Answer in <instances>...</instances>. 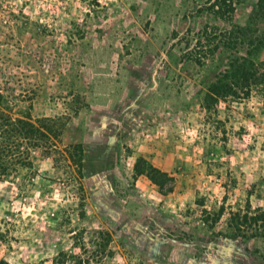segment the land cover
Masks as SVG:
<instances>
[{
  "label": "rangeland",
  "instance_id": "rangeland-1",
  "mask_svg": "<svg viewBox=\"0 0 264 264\" xmlns=\"http://www.w3.org/2000/svg\"><path fill=\"white\" fill-rule=\"evenodd\" d=\"M241 1L0 0V262L264 264V85L214 94L264 62Z\"/></svg>",
  "mask_w": 264,
  "mask_h": 264
},
{
  "label": "trees",
  "instance_id": "trees-1",
  "mask_svg": "<svg viewBox=\"0 0 264 264\" xmlns=\"http://www.w3.org/2000/svg\"><path fill=\"white\" fill-rule=\"evenodd\" d=\"M230 2L231 0H217V5H219L218 13L224 14L225 12H227V9L233 11V9H231ZM235 2L237 4H240L242 1L235 0ZM252 10L253 11L249 17L251 22L252 20L258 19L260 16H264V0H257L255 5H253ZM248 26L250 27L251 25H235L234 29L230 33H227L228 38L232 36L233 39H228L229 41L227 42L230 43L231 40H233L235 45H242V42L246 40L248 42V48L250 47L251 50L248 49V51L245 52V55L251 56L253 55V51L255 49L256 53H258L257 51H259V48H264V46L262 40L255 35L257 31L250 30ZM261 64H264V62L258 65L253 59H251V57H234L232 63L230 64L231 69L228 73H226V75H224V79L220 80L217 83L214 88V94L218 98L231 97L234 99H238L240 96H242V98H247L251 93L252 87L264 85V68L260 70ZM228 81L230 82L228 83ZM28 127L31 135L33 133L37 134L35 135V140H40L38 135L41 134L36 129H33L31 125H28ZM27 165H29L27 153L25 154L13 150L7 151L5 153V151L0 150V178L2 176H6L7 171L11 166ZM156 172L158 171L155 168L149 167L147 174L153 179L157 186L162 187L163 182L159 179L154 178L153 174ZM231 220H234L237 224H239L238 222H242L243 224L252 223L253 225L261 226L264 225V211L261 210L259 213H254V215L250 216L247 214L240 215L239 213H232ZM0 264L6 263L0 262Z\"/></svg>",
  "mask_w": 264,
  "mask_h": 264
}]
</instances>
